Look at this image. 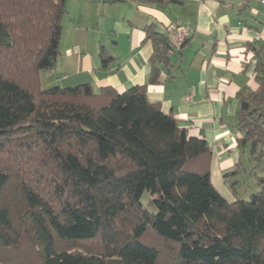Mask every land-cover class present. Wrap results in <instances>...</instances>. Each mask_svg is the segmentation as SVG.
<instances>
[{
  "label": "trees",
  "instance_id": "1",
  "mask_svg": "<svg viewBox=\"0 0 264 264\" xmlns=\"http://www.w3.org/2000/svg\"><path fill=\"white\" fill-rule=\"evenodd\" d=\"M65 13V0H0V264H264V186L223 196L207 141L146 84L42 88ZM144 30L158 83L172 39L155 23ZM256 79L238 112V143L253 152L264 143V57ZM27 240L38 261L12 259Z\"/></svg>",
  "mask_w": 264,
  "mask_h": 264
},
{
  "label": "crops",
  "instance_id": "2",
  "mask_svg": "<svg viewBox=\"0 0 264 264\" xmlns=\"http://www.w3.org/2000/svg\"><path fill=\"white\" fill-rule=\"evenodd\" d=\"M66 34L52 68L54 85L89 82L124 91L148 87V98L160 102L190 136L207 141L212 151L211 179L229 200L237 187L226 174L239 168V92L256 90L257 62L264 57L262 0H65ZM167 30L171 23L188 26L187 40L172 48L161 78L150 83L154 48L145 26ZM102 52L109 59L104 64ZM43 70V69H42ZM42 81V78H41Z\"/></svg>",
  "mask_w": 264,
  "mask_h": 264
},
{
  "label": "rangeland",
  "instance_id": "3",
  "mask_svg": "<svg viewBox=\"0 0 264 264\" xmlns=\"http://www.w3.org/2000/svg\"><path fill=\"white\" fill-rule=\"evenodd\" d=\"M67 21V17H64V25ZM185 27H188L185 25ZM66 30L63 27L61 38L65 37ZM61 41V39H60ZM55 73L50 71V69H43L41 71V85L42 88L51 87L54 83ZM252 142H248L245 145H240L241 148V161L239 163V172L237 174L230 175L227 178V184L230 187H237L241 197L248 198L251 193L255 192L258 188L260 189V184L264 186V143L258 145L257 151H252ZM262 154V155H261ZM149 195L147 192L144 193L142 197V202L150 210L155 211V207L148 205ZM99 243L95 241L93 245H98ZM8 255L12 259H22L26 261H38L39 256L37 255L34 247L30 241H24L22 246L18 249H13L12 251H7Z\"/></svg>",
  "mask_w": 264,
  "mask_h": 264
},
{
  "label": "built area",
  "instance_id": "4",
  "mask_svg": "<svg viewBox=\"0 0 264 264\" xmlns=\"http://www.w3.org/2000/svg\"><path fill=\"white\" fill-rule=\"evenodd\" d=\"M264 2V0H262ZM167 30L171 34L172 48H175L183 44L190 35V30L188 27L181 23H171L169 24Z\"/></svg>",
  "mask_w": 264,
  "mask_h": 264
}]
</instances>
